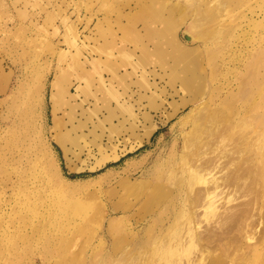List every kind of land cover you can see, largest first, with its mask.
I'll use <instances>...</instances> for the list:
<instances>
[{"label":"rangeland","instance_id":"rangeland-1","mask_svg":"<svg viewBox=\"0 0 264 264\" xmlns=\"http://www.w3.org/2000/svg\"><path fill=\"white\" fill-rule=\"evenodd\" d=\"M157 7L182 43L191 36L202 79L200 100L170 118L171 100L191 94L180 78L150 75L147 91L131 77L119 86L136 61L123 52L139 53L164 21L154 22ZM263 114L264 0H0V264H162L155 249L169 246L178 251L170 264H264L263 224L249 254L235 229L202 238L220 218L189 203L175 166L193 139L192 162L226 155L216 176L254 158L257 195L229 189L216 204L225 216L253 194L248 220L261 223ZM223 124L232 127L210 136ZM248 145L262 153L238 149Z\"/></svg>","mask_w":264,"mask_h":264},{"label":"bare ground","instance_id":"bare-ground-1","mask_svg":"<svg viewBox=\"0 0 264 264\" xmlns=\"http://www.w3.org/2000/svg\"><path fill=\"white\" fill-rule=\"evenodd\" d=\"M155 10H156V19L154 20V22H157V20L161 21L163 19L164 21L159 24L154 23V25H152L151 28L150 27L148 28L149 33L147 39L149 40V42H147L146 45H144L143 43L139 53L134 52L133 49L130 52L126 50L123 52L122 57L124 59L129 60L130 57L135 56L136 61L133 63L130 69H127V71L124 74L125 78L119 86H127V81L131 77L132 84H137V88H139L140 90L143 89L144 91H147L145 88H147L149 85L154 84V82L150 81L151 78L149 79L150 75L156 76L159 73H164L167 75V77L169 76V78H171L174 81L175 80L178 81V79L180 78L182 88L185 89L187 93H191V94H189V97L187 96L180 97L181 98L180 101L174 99L173 101L171 100L170 102L171 110H166L165 113L167 114V118H170L174 116L180 108L184 107L185 105H188L189 102H193L194 99H198V101L200 100V98L196 97L195 94L197 92H200L201 90L202 79L197 71L198 62L196 60L197 57L194 55V48L188 45V42L190 41H187L184 38L185 43H182L176 36L177 35L176 29L175 26H173L172 21L169 22L168 20H165L166 19L165 15H167L166 12L163 14L161 8L158 7ZM167 12L173 13L172 11L169 10H167ZM128 60L126 64L129 63ZM114 69L115 67L112 70ZM136 69L137 72L135 71ZM97 70L98 69H95V71L98 73ZM116 73H117V69H116ZM98 74L101 75V72ZM141 76L144 77L142 78ZM102 78L103 77H100V79ZM171 79L170 82L174 83V81H171ZM61 80L63 79H61L60 77H56V79L54 80L53 85L57 90L59 88V83L61 82ZM100 82L105 83V80L103 79ZM109 84L111 88V83ZM86 87L90 92L88 85H86ZM115 90L116 89L111 88L109 89V93L113 94ZM175 92H178L176 94H178L179 96V89L175 90ZM55 96H56V91L53 93L51 97L53 101L55 99ZM205 101L206 98L203 99L200 105L203 103L206 104ZM107 102L108 101L106 100V107L109 110L108 115H112L111 107L109 104H107ZM69 103L71 108L77 106L71 104L70 101ZM97 103L98 100H96L95 107L93 108V110H96L99 107ZM161 105H162V100L160 103L157 104L156 108H159ZM108 115H104L103 120L108 121ZM205 119L201 122L202 124H205L207 122V120ZM262 119H264V114L262 115ZM103 120L101 121L99 120L98 124L104 123ZM231 127H232L231 125H226V124L218 125L216 129L213 128V131L210 134V136L214 135L215 133H219L220 135H222L228 128ZM108 129L110 130V128ZM154 129L155 127L153 125L151 127V131H148L146 135L148 136ZM185 134H188V132ZM67 136L68 134L66 133L61 134L59 141L65 143L66 141L70 140L67 138ZM196 138L198 139L197 142L199 144L203 142V139L199 135H197ZM183 143L184 145L183 148L180 149L181 150L180 153L177 152V155H179L177 157H179L180 160L175 165L177 166L176 177L181 179L180 190L185 192L186 199L189 201L191 205H193V203L200 204L201 201H203L204 204L203 206L205 207L206 210L205 213L207 215L208 221L211 218L217 216L221 219V221L220 219L219 221H217L219 222L218 223L219 230L216 231L206 230L203 232L202 238L204 240H207V242H211L224 237L226 234L230 233L232 230L235 229V232L236 231L239 232L238 236L244 242L243 244L246 245V247L243 248L246 249L247 254L253 253L254 251H258L259 240H257L258 239L257 237L255 241V237L253 235L252 229H254L255 227L256 230V226L259 224L264 225V220H262L261 223H253L250 222V220H248L249 218L252 217L253 210L258 211L257 209L258 200L253 196V194H252L253 198L252 197H251L252 199L248 198L247 203H245V205L243 204L240 208L238 209L236 208L235 211L229 212L228 210V213L226 212L227 214L225 216H219L220 213L218 214L217 212L218 209H220V207L217 208V204H216V200L221 198L222 193H224L229 189H231L230 191L238 192V193H245V192L247 193L248 191L254 193V188L258 184V180H256L254 177L255 175L257 176V172H258L257 171L258 165L256 162H254V158H251L250 162L245 161V165L239 166L238 168H232L229 166L232 169L229 168V170H227V172H225L224 174L223 173L224 167L221 164L223 163L224 158H226V155L224 156L215 155L214 157L211 158L210 157L204 158V160L202 159L203 158L202 157L201 159L198 158L195 160V162H192L188 156L189 151L191 150L189 148L196 147V141L193 139L189 145H187L186 140L183 141ZM204 145H207V140L203 142V146ZM252 145H250V147L248 145V146L240 147L238 149L242 150V152L244 151V148L246 151L251 150L250 153H252L253 156L255 155L257 157L258 154L262 153V151H260L262 145H254V146ZM248 147L249 149L247 150L246 148ZM230 153L231 152L229 151V153L227 154ZM232 163H229V165ZM222 170H223L222 174L224 175L222 176L221 174H219V176L218 175L216 176V173L217 172L221 173ZM185 219L189 220V217L187 216ZM219 224L221 225L219 226ZM235 236H236V240H238L237 239L238 236L237 235ZM155 253H157L160 263L170 264L169 262L171 261V258L177 256L178 251L169 246L163 250L155 249ZM209 264H218V262L217 263L213 262Z\"/></svg>","mask_w":264,"mask_h":264},{"label":"water","instance_id":"water-1","mask_svg":"<svg viewBox=\"0 0 264 264\" xmlns=\"http://www.w3.org/2000/svg\"><path fill=\"white\" fill-rule=\"evenodd\" d=\"M182 35L187 41H191V36L188 33L183 32Z\"/></svg>","mask_w":264,"mask_h":264}]
</instances>
